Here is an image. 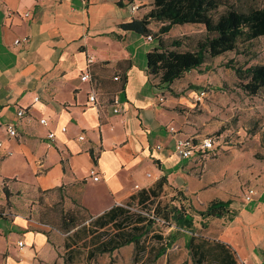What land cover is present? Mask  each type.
<instances>
[{"label":"crops","instance_id":"0c3cea01","mask_svg":"<svg viewBox=\"0 0 264 264\" xmlns=\"http://www.w3.org/2000/svg\"><path fill=\"white\" fill-rule=\"evenodd\" d=\"M145 1L134 0L140 9L133 12L129 0H0V264H65L69 234L36 218L33 203L44 192H61L69 210L88 214L73 233L116 205L128 207L162 176L198 196L207 188L195 173L201 152L195 160L173 151L177 136L192 135L184 132L177 98L148 72L155 40L122 29L150 10ZM91 58V79L83 81ZM114 97L121 113L112 111ZM10 123L17 137L8 134ZM92 167L100 180L88 178ZM230 201L238 206L233 219L213 218L195 232V244H223L230 264H264V190L249 203Z\"/></svg>","mask_w":264,"mask_h":264},{"label":"rangeland","instance_id":"374dc122","mask_svg":"<svg viewBox=\"0 0 264 264\" xmlns=\"http://www.w3.org/2000/svg\"><path fill=\"white\" fill-rule=\"evenodd\" d=\"M247 1L264 7V0ZM145 2V6L151 7V1ZM160 27L161 23H154V31ZM205 31V27L198 24L174 27L165 35V39L171 41L186 36L184 44L180 47L167 46L166 58L163 51L156 52L157 64L180 65L196 62V57L189 50L195 49L197 40L204 37ZM259 64H264V36L253 42L240 43L236 50L219 57H208L207 62L199 68L185 73L171 85H163L169 96L177 98L175 106L179 110L182 124L185 125V134L199 136L200 140L210 136L215 141L209 155L200 158L201 169L200 164L195 167L196 176L202 183L207 184L201 196L187 193L182 188L176 189L172 185H165L162 195V199L166 201L176 199L173 204L177 206L184 204L194 215L197 227L203 223L197 210L207 208L211 200L229 197L241 205L244 203L243 193L246 188L255 187L259 192L260 189L264 190V94L252 95L246 91L243 87L245 79L240 78L235 70H244ZM159 78H155L157 82ZM200 91L207 92L202 101L196 99ZM199 154L203 155L202 152ZM197 184L192 183L194 186ZM33 204L37 220L46 222L49 225L47 228L64 226L62 217L69 209L61 192H44ZM236 205L231 209L235 214L238 209ZM79 210L80 219L88 218L84 210ZM131 211L147 213L137 205L131 206ZM212 219L207 221L208 224ZM225 219L232 220L233 216L228 215ZM153 229L165 236L175 234L177 238L167 253L156 261L148 259L147 251L142 255L141 261L137 262L136 248L131 243L111 253H98L91 261H86L83 257L74 264H141L142 261L148 264H194L186 244L189 232L178 231L174 222L168 227L164 220L158 221ZM146 244L150 246L157 243L147 239Z\"/></svg>","mask_w":264,"mask_h":264},{"label":"trees","instance_id":"16d2710c","mask_svg":"<svg viewBox=\"0 0 264 264\" xmlns=\"http://www.w3.org/2000/svg\"><path fill=\"white\" fill-rule=\"evenodd\" d=\"M133 1L129 0V3ZM119 5H123V2L119 1ZM150 6V10L141 18H133L123 24L122 29L136 32L145 38L152 36L156 41V47L148 54V72L153 79L160 77L158 85H171L185 73L206 63L208 57H219L228 51L236 50L240 43L253 42L264 36V7L253 5L247 0H152ZM221 8L224 10L221 11ZM153 22L161 23L157 31L150 27ZM184 24L203 25L206 29L204 37L197 40L195 49L189 50L196 57V62L180 65L157 64L156 52L163 51L166 58L167 46L180 47L184 44L186 36L171 41L165 39L170 30ZM235 70L240 78L245 79L243 87L246 91L252 95L264 94V64ZM119 79L118 76L117 80ZM167 184L166 176L160 177L151 188L133 194L128 207H112L90 221L88 229L81 226L71 233L88 218L80 219L79 209L64 212V226L53 228L69 234L65 241V264H74L83 257L86 261H91L98 253H111L131 243L136 248L137 262L141 261L142 255L147 251L148 259L156 261L167 253L177 239L175 234L165 236L164 233L153 229L160 220H164L168 227L174 222L178 231L191 233L187 247L193 252L196 264H230L231 259L221 250L223 244L207 246V240L197 245L195 240L201 238L194 234L206 229L207 221L211 218H223L228 215L234 217L235 213L231 211L233 202L211 200L207 208L197 210L203 221L197 227L194 215L184 204L177 206L173 204L176 199H162ZM135 205L147 213H133L130 207ZM147 239L154 240L157 244L149 246L146 244ZM141 264L148 262L142 261Z\"/></svg>","mask_w":264,"mask_h":264},{"label":"built area","instance_id":"2783aa9c","mask_svg":"<svg viewBox=\"0 0 264 264\" xmlns=\"http://www.w3.org/2000/svg\"><path fill=\"white\" fill-rule=\"evenodd\" d=\"M130 9L134 12L140 9V6L137 3H132L130 5ZM17 12L14 11H9L10 15L16 14ZM24 15L26 17L30 16L29 12H25ZM149 40H152V36H148L147 37ZM21 42L20 39H17L16 41H14V44H19ZM93 59L91 58L90 60L87 61V67L84 70L82 76H80L81 80L83 81H87L91 79V72H90V65L92 64ZM115 80L118 79V76L114 77ZM207 95L206 91H200L199 93H197L196 95V99L198 100H203ZM36 99H38V97H36ZM161 101L164 100L163 97L160 98ZM89 101L92 104H96V93L93 92L89 95ZM112 111L114 113H121L123 108V103L120 100L119 97H114L112 99ZM25 114V111L23 108L18 110V115L22 116ZM49 123V120L47 118H42L40 120V124L43 125L44 127H47ZM7 132L11 137H17L18 136V131L17 128L15 127L14 124L10 123L7 124ZM113 129V127L111 128ZM170 132L173 133V135L176 137L178 135V130L177 128H175V126H171L170 128ZM62 130H66L65 127L62 128ZM48 137H50L51 139H54L56 137L55 132L50 131L48 134ZM81 139H84V135L80 136ZM214 144L215 141L213 140L212 137L207 136L206 140H200L199 136H177L176 138V142L174 143L173 146V151L174 153L179 156L180 158L183 159H195L198 160L199 158H196V151L199 152H203V158L207 157V155H209L208 153L210 152V150H212L214 148ZM2 145V143H0V146ZM157 148H160V145L157 146ZM200 161V159H199ZM101 172L96 168V167H92L89 172H88V178L93 180V181H98L101 179ZM148 176H150V173L147 174ZM2 185L0 184V187ZM139 186L136 185V188H138ZM259 190L255 187H248L246 188V191L243 195L244 200L249 203L252 202L256 199V197L259 194ZM18 245L22 248L24 246L23 241H18ZM241 264H246L245 262H242Z\"/></svg>","mask_w":264,"mask_h":264},{"label":"bare ground","instance_id":"6f19581e","mask_svg":"<svg viewBox=\"0 0 264 264\" xmlns=\"http://www.w3.org/2000/svg\"><path fill=\"white\" fill-rule=\"evenodd\" d=\"M206 140V139H205ZM198 151H196V153H197Z\"/></svg>","mask_w":264,"mask_h":264}]
</instances>
